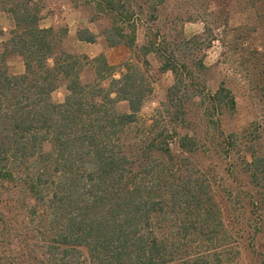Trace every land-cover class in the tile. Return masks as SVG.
<instances>
[{
    "label": "trees",
    "instance_id": "obj_1",
    "mask_svg": "<svg viewBox=\"0 0 264 264\" xmlns=\"http://www.w3.org/2000/svg\"><path fill=\"white\" fill-rule=\"evenodd\" d=\"M71 1L89 7L91 21L109 22L99 33L83 27L79 39L126 44L134 57L117 77L101 54L93 59L101 62L96 79L84 82L81 60L89 59L66 48L67 26H41V0H0V11L14 19L6 33L0 28V264H222L218 252H229L212 247L226 230L214 233V223L224 225L211 186L183 172L196 138L157 119L135 140L126 137L153 92L148 55L157 56L160 72H173L169 94L179 116L186 96L204 95L206 85L191 68H207L206 43L199 34L167 42L154 26L166 0ZM141 26L145 41L138 47ZM189 45L196 49L191 56ZM15 55L25 62L23 74L8 68ZM61 80L68 92L57 102L52 94ZM208 95L220 113L235 109L224 84ZM121 101L128 110L118 109ZM254 125L241 133L222 130L223 148L263 201L264 127ZM171 207L178 229L171 226ZM207 227L213 229L208 238Z\"/></svg>",
    "mask_w": 264,
    "mask_h": 264
},
{
    "label": "rangeland",
    "instance_id": "obj_2",
    "mask_svg": "<svg viewBox=\"0 0 264 264\" xmlns=\"http://www.w3.org/2000/svg\"><path fill=\"white\" fill-rule=\"evenodd\" d=\"M253 1L166 0L159 7V20L154 26L161 28L169 44L174 38L179 39L182 35L190 38L195 34L201 35L202 42L206 44L211 41L209 47L204 48V44L201 48L207 68L203 71L191 68L199 73L198 80L205 83L206 88L203 96H186L182 105L183 113L179 116L177 112L173 114L175 108L169 89L175 82V76L172 71L160 72L159 59L155 54H149L150 74L154 78L153 92L139 114L140 124L126 132L128 140H135L136 136L145 134L149 124L157 119L162 127L171 123L177 133H189L196 138L195 150L182 165L183 172L186 173L185 178L199 179L211 186L224 225L216 228L214 223V233L226 230V237H222L221 241L215 242L216 247H212L216 250L214 248L222 245L224 251L229 252V255L218 252V258L222 260L219 263L222 264H264V200L257 198L259 194L249 173L241 165L236 166L234 155L224 150L227 139L222 134V130L226 134L241 133L254 124L264 127V18L257 12L258 9L264 12V0L257 5ZM41 4L43 17L55 14L60 16L65 7L72 8L68 20L74 19L78 30L90 26L99 33L109 24L105 18L91 21L92 10L82 5L75 7L71 0H41ZM6 20L3 13L1 22L6 23ZM65 25L66 21L60 19L56 26ZM207 27L213 30V40L212 34L205 32ZM101 40L106 43L104 37ZM144 41L145 27L141 26L138 31V47ZM124 47L115 49L116 54H121L122 58V61L114 65L117 67V77L120 76V66L134 57L135 50L129 46ZM66 48L75 52L71 36L66 40ZM195 50L189 45L187 56L194 54ZM81 62L85 65L86 60ZM100 63L99 60L93 61L89 68L83 69L81 77L84 82L96 79L94 68H100ZM108 84V80L103 81V86L108 87ZM222 84L231 89L236 100L235 109L224 113L210 107L208 95L209 92H216ZM67 92L66 83L61 80L59 88L52 95L53 99L61 102ZM127 104L121 101L117 107L126 111ZM167 110L171 111L170 114ZM177 141V137L173 139L171 147H175ZM173 214L171 207V226L178 229L181 224L174 222ZM203 229L207 233L212 228Z\"/></svg>",
    "mask_w": 264,
    "mask_h": 264
},
{
    "label": "crops",
    "instance_id": "obj_3",
    "mask_svg": "<svg viewBox=\"0 0 264 264\" xmlns=\"http://www.w3.org/2000/svg\"><path fill=\"white\" fill-rule=\"evenodd\" d=\"M72 8L68 7L64 9V11L61 12L60 16L58 14H55L54 16H47L43 17L41 19V26L43 27H49V26H56L57 22L60 21V19H64L66 21V25L69 29V35L73 38V44L75 48V53L86 55L89 59L87 62H85V65L83 68H89L91 62H93V59L100 56L101 54H104L107 58V61L110 65H117L116 63L122 61L121 54H116L115 49L121 48L124 46H127L126 44H119L116 46H109L107 42H103L101 40V36L98 37L96 42H89L86 40L79 39L77 36L78 33V27L75 24L74 19L73 21L68 20L69 16L72 15ZM6 15V23L1 22V15ZM14 27V19L12 16L6 12V11H0V28L4 30L6 33L8 30ZM93 32L98 33L95 28H91L88 26ZM5 40L4 35H0V44ZM125 49V47H124ZM126 51V50H125ZM125 56V55H124ZM51 64H53V60H49ZM8 68L11 69V73L14 74H23L26 70V65L21 56L15 55L11 57L8 61ZM58 89V88H57ZM56 89V90H57ZM55 90V91H56ZM55 91L52 95H54Z\"/></svg>",
    "mask_w": 264,
    "mask_h": 264
}]
</instances>
